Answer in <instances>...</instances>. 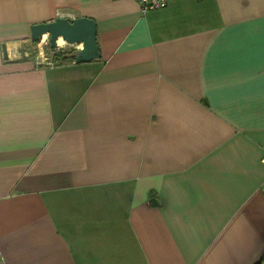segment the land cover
<instances>
[{
    "label": "crops",
    "instance_id": "0c3cea01",
    "mask_svg": "<svg viewBox=\"0 0 264 264\" xmlns=\"http://www.w3.org/2000/svg\"><path fill=\"white\" fill-rule=\"evenodd\" d=\"M263 156L264 0H0V264H264Z\"/></svg>",
    "mask_w": 264,
    "mask_h": 264
},
{
    "label": "water",
    "instance_id": "95a60500",
    "mask_svg": "<svg viewBox=\"0 0 264 264\" xmlns=\"http://www.w3.org/2000/svg\"><path fill=\"white\" fill-rule=\"evenodd\" d=\"M95 20L91 17L76 16L67 18L55 16L48 21L32 23L29 28L30 38L33 41L40 40L44 34H48L47 43L50 47L57 45L58 37L68 44H80L73 53L75 62L89 61L100 57L98 43L96 42ZM6 50L3 47V56Z\"/></svg>",
    "mask_w": 264,
    "mask_h": 264
},
{
    "label": "trees",
    "instance_id": "16d2710c",
    "mask_svg": "<svg viewBox=\"0 0 264 264\" xmlns=\"http://www.w3.org/2000/svg\"><path fill=\"white\" fill-rule=\"evenodd\" d=\"M36 42V41H33ZM46 48L49 49L50 51H52L50 53V57L53 58V60L55 61H62L66 60L68 58H74L73 53L75 52V50L71 47L69 48V50L67 49H63L62 47H58V45L54 46V47H50V45L47 43L46 44ZM76 49V48H75Z\"/></svg>",
    "mask_w": 264,
    "mask_h": 264
},
{
    "label": "rangeland",
    "instance_id": "374dc122",
    "mask_svg": "<svg viewBox=\"0 0 264 264\" xmlns=\"http://www.w3.org/2000/svg\"><path fill=\"white\" fill-rule=\"evenodd\" d=\"M47 40H48V34L45 35V37L42 40L40 39V40H38V42L36 41L35 43L32 42V45H34L32 47L33 53H40V55H42V56L45 55V54H49L50 52H46V51H49L46 48ZM57 45L60 46V47H62V48L65 47V49H67V50H69V48H71V47L73 48V46L71 44H68V43H66L64 41H63V43H61V42L60 43H57ZM75 45H78V44H75Z\"/></svg>",
    "mask_w": 264,
    "mask_h": 264
},
{
    "label": "built area",
    "instance_id": "2783aa9c",
    "mask_svg": "<svg viewBox=\"0 0 264 264\" xmlns=\"http://www.w3.org/2000/svg\"><path fill=\"white\" fill-rule=\"evenodd\" d=\"M136 1L139 4L140 9L144 12L148 9H153V8H157V7L159 8L163 5H165L167 0H136ZM43 38L44 37H42L41 40ZM46 63L51 64L50 60H47ZM263 162H264V158H263Z\"/></svg>",
    "mask_w": 264,
    "mask_h": 264
},
{
    "label": "bare ground",
    "instance_id": "6f19581e",
    "mask_svg": "<svg viewBox=\"0 0 264 264\" xmlns=\"http://www.w3.org/2000/svg\"><path fill=\"white\" fill-rule=\"evenodd\" d=\"M45 35H47V34H44L43 36L45 37ZM58 42H59V43H60V42L63 43V40H62L61 37H58L57 43H58Z\"/></svg>",
    "mask_w": 264,
    "mask_h": 264
}]
</instances>
